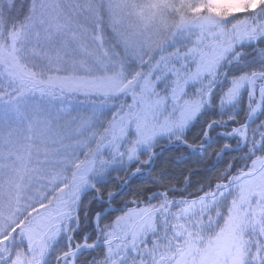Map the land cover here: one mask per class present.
Returning <instances> with one entry per match:
<instances>
[{
    "label": "snow or ice",
    "instance_id": "6c2138e0",
    "mask_svg": "<svg viewBox=\"0 0 264 264\" xmlns=\"http://www.w3.org/2000/svg\"><path fill=\"white\" fill-rule=\"evenodd\" d=\"M24 7L0 0V84L7 82L0 122L15 121L0 133V264H77L101 246L103 256L86 264H264V0H29ZM156 54L153 68L164 70L155 81L132 68ZM78 94L102 104L131 94L132 104L106 126L95 112L61 124L65 111L52 109ZM208 112L199 147L224 129L218 135L236 143L218 155L242 154L235 173L229 162L215 187L198 189L202 195L153 194L108 224L97 211L95 231L76 240L86 194L87 218L92 203L114 202L117 193L102 189L113 170L141 155L150 164L161 137L193 147L186 133ZM42 179L51 192L22 204ZM61 239L66 251H57Z\"/></svg>",
    "mask_w": 264,
    "mask_h": 264
},
{
    "label": "trees",
    "instance_id": "16d2710c",
    "mask_svg": "<svg viewBox=\"0 0 264 264\" xmlns=\"http://www.w3.org/2000/svg\"><path fill=\"white\" fill-rule=\"evenodd\" d=\"M21 2L22 0H16L18 7ZM28 2L29 0H23V3L25 4V7L22 10L23 12L27 11ZM109 37L111 38L110 32ZM110 40L111 46L115 41L112 38ZM108 42L109 41L106 42L105 48H109ZM248 51L251 52L252 50L248 49ZM159 59L160 56L158 55L151 64L143 66L137 64L133 65L132 68L136 71L143 72L145 75L152 72L153 75L151 78L155 81V77L157 75H162L164 70L163 65H161V71H156L153 68V65H155L156 61ZM164 87L165 82L158 83L157 91H160ZM217 91L219 92V89H217ZM243 101L246 106L247 92L244 93ZM106 105H108L107 108H111L114 103H107ZM212 116L213 113L208 112L205 116H202L195 121L188 129L186 133L187 143L193 147H186L181 143L170 142L167 138L161 137L155 148L157 156L152 160L150 165H144L141 163V161L147 159V156L141 155L139 160L126 163L123 168H116L113 170L111 175L106 178V182L102 185V189L111 190L117 193L114 202L110 205H105L103 208L99 203H92L87 218L85 217L84 209L92 199V194H86L83 197V203L79 213L81 229L76 234V240H82L85 233L92 234L95 231L94 218L97 211L104 212V219L101 221V224H108L122 214V209L127 211L136 208L137 203H139L141 207L142 203L147 204L149 202V197L153 194L164 193L167 191L168 196L175 198L176 200H191L197 194L202 195L203 193H198V189L203 187L205 191H208L209 186L215 187L220 172L227 167L229 162L234 161L232 171L235 173L243 163V161L236 158L242 154L232 152L223 154L222 156L218 155L223 144L227 143L230 144L231 147H235L236 143L235 140H229L226 137L218 135V133L224 131V129H215L211 133L210 144L203 149L199 147L203 140V126L207 120L212 118ZM240 119H243V113H241ZM104 120H106L105 115L99 119L103 124ZM9 123H12V120H9L8 124L5 126L0 127V133H3V135L7 134ZM97 127H99V125H97ZM228 130H231V126H229ZM84 152L86 151H80L77 153L79 159H84ZM138 168L142 171L130 179L133 173L137 172ZM68 175L70 176L71 173H68ZM128 180V184L125 185ZM50 192L51 189L45 193L37 190V194L41 195V197ZM55 194L56 193H52V195ZM41 197L39 199H41ZM49 198H51V196H49ZM105 199H107V196H105ZM157 199H160V197L157 196V198L153 199L150 203L153 205V202ZM125 205H127V207H125ZM37 207H39L38 204ZM152 239H154V237H150L149 246L151 245ZM95 240V235H91V240L89 242H94ZM61 250H67V241L65 239H61L57 244V251ZM103 252V247L92 252H85L78 257L77 264H86V261L91 260L93 257H102ZM130 261L131 258L129 259V262ZM53 264H55L54 260Z\"/></svg>",
    "mask_w": 264,
    "mask_h": 264
},
{
    "label": "rangeland",
    "instance_id": "374dc122",
    "mask_svg": "<svg viewBox=\"0 0 264 264\" xmlns=\"http://www.w3.org/2000/svg\"><path fill=\"white\" fill-rule=\"evenodd\" d=\"M63 2L67 3V2H70V0H63ZM105 32L107 34L108 41H109L108 47L111 48L112 45L110 46V42H111L110 39L111 38L109 37V32L111 33V37H112V30H111V28L106 27ZM89 43H90V41H89ZM93 47H95V46H93ZM119 50L122 51V49H119ZM169 51H172V49H169ZM158 55L160 56V54H156V56H158ZM164 55H167V53H165ZM145 59H147V57H145ZM125 63L127 64L128 61H126ZM137 64H140L139 60H137L135 62V64H133V65H137ZM6 85H7V82L5 81L3 84H0V88H6ZM193 90L194 89H190L189 91H193ZM258 95L259 94L257 92V97H258ZM102 99L103 98H101V97H96L94 99H88V98H85L83 95L78 94V95H76L70 99L65 100L63 105H57L55 108L52 109V111L54 114H55V112L59 111L61 108L65 111L66 115L61 119V121H60L61 124L66 123L68 120H71L73 117H81V116L92 117L93 112H95V118H97L98 120L103 115L106 116V120H104V125L106 126L107 121L112 119L113 113H115L120 108L121 105H123L126 109L127 105L132 104L131 94H128L126 96L121 95L118 98L110 99L103 104L101 103ZM38 102H39L38 94H37L35 99H32L31 97H29L27 100V107L29 109H31V108L35 107V105ZM91 103H95V104H91ZM107 103H114V105L111 108H107V106H108V105H106ZM0 119H2V117H0ZM8 121L0 122V127H3L6 124H8ZM14 123H15V121L12 120V123H9V127L11 126V124H14ZM100 130L102 131V129H100ZM73 131H74V126H73V128L66 129L64 132V135H66V136L72 135ZM220 132H222V131H220ZM53 135H55V132H53ZM2 139H3V136H0V141H2ZM66 142L70 143L71 141H66ZM92 147L93 148L95 147L94 142L92 143ZM80 151H87V149H82ZM150 164H147V165H150ZM140 171H142V170H140ZM45 186H47V188H45ZM50 189H51V186L49 185L47 179H42L39 182H34L33 185L24 193V199L21 201V203L24 204L25 202L39 201L40 200L39 198L41 197V195L37 194V190L42 192V193H45V192H48ZM169 198H171V197L169 196ZM159 202H160V199H157L156 201H154L153 205H157ZM133 209H135V208H133ZM150 237H149V240H150ZM129 264H131V261L129 262Z\"/></svg>",
    "mask_w": 264,
    "mask_h": 264
},
{
    "label": "water",
    "instance_id": "95a60500",
    "mask_svg": "<svg viewBox=\"0 0 264 264\" xmlns=\"http://www.w3.org/2000/svg\"><path fill=\"white\" fill-rule=\"evenodd\" d=\"M206 146H207V145H206ZM206 146H205V147H206ZM222 155H223V154H220V156H222ZM156 156H157V154L155 155V157H156ZM155 157H154V158H155ZM134 175H136V173H134V174L130 177V179H131ZM130 179H129V180H130ZM129 180L125 183V185L128 184ZM168 199H169V200H173L174 198H169V197H168ZM174 200H175V199H174ZM101 247H103V246H101Z\"/></svg>",
    "mask_w": 264,
    "mask_h": 264
},
{
    "label": "bare ground",
    "instance_id": "6f19581e",
    "mask_svg": "<svg viewBox=\"0 0 264 264\" xmlns=\"http://www.w3.org/2000/svg\"><path fill=\"white\" fill-rule=\"evenodd\" d=\"M257 100H259V96L257 97Z\"/></svg>",
    "mask_w": 264,
    "mask_h": 264
}]
</instances>
